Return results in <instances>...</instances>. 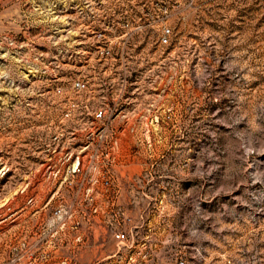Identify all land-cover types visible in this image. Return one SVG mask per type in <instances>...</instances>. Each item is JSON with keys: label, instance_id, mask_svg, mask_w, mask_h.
<instances>
[{"label": "rangeland", "instance_id": "obj_1", "mask_svg": "<svg viewBox=\"0 0 264 264\" xmlns=\"http://www.w3.org/2000/svg\"><path fill=\"white\" fill-rule=\"evenodd\" d=\"M83 2L0 0V264H264V0H183L170 43L103 54L68 29ZM80 73L135 92L104 100L114 173L56 189L42 149Z\"/></svg>", "mask_w": 264, "mask_h": 264}, {"label": "built area", "instance_id": "obj_2", "mask_svg": "<svg viewBox=\"0 0 264 264\" xmlns=\"http://www.w3.org/2000/svg\"><path fill=\"white\" fill-rule=\"evenodd\" d=\"M182 4L183 0H84L76 11L77 16L70 17L67 26L71 32L80 33L75 35L80 37L77 44L81 47H95L102 54L105 50L110 53V49L115 46L133 45V33L148 30H158L160 43L168 44L173 33L170 17ZM87 37L93 39L85 40ZM91 79L80 73L71 81L72 92L81 97L86 96L87 101L72 99L64 114L67 118L64 128L54 132L47 140L42 149L44 175L59 178L98 174L106 177L114 173L108 165L114 160L119 146L116 124L118 113L104 100L109 95L134 93V82L125 80L122 85H116V76L109 73L101 82H93ZM91 96L94 100L90 101ZM97 96H102L104 102L97 99ZM127 125L134 127L138 122H129ZM148 125L146 121L140 122V126ZM60 182L56 189L73 188L71 181L65 185H62V179ZM102 182L110 185L108 178ZM113 236L118 241H125L128 239V231L121 228L115 230ZM257 259L255 257V263ZM178 264H188V261L182 257Z\"/></svg>", "mask_w": 264, "mask_h": 264}]
</instances>
